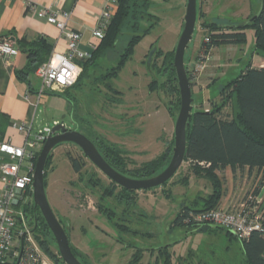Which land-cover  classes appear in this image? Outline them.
I'll list each match as a JSON object with an SVG mask.
<instances>
[{"label": "rangeland", "instance_id": "obj_1", "mask_svg": "<svg viewBox=\"0 0 264 264\" xmlns=\"http://www.w3.org/2000/svg\"><path fill=\"white\" fill-rule=\"evenodd\" d=\"M148 2V12L157 18V24L140 39L116 78L108 76L123 55L131 33H126L112 51L89 66L79 87L61 95L46 91L48 95L38 106L36 119L41 129H51L56 121L94 142L99 139L112 144L123 153L129 171L173 148L180 106L173 57L184 25L187 0ZM259 5L260 0H196V24L183 58L191 83L192 113L225 104L224 115H238L233 94L224 101L220 92L248 64L256 69L264 67V52L255 49L253 29L244 30L243 45H221L204 55L201 44L209 34L208 24L241 25L258 12ZM153 22L152 18L140 21L136 35L142 36ZM152 49L161 54L152 55L154 65L150 72L145 62ZM153 78L157 79L155 88L151 86ZM34 83L38 85L35 79ZM109 85L120 95L108 91ZM117 98L121 104H112ZM51 153L45 178L46 198L82 264H244L238 240L225 231L189 230L172 225L182 205L197 196H206L210 189L208 182L190 173L187 164L182 163L169 184L134 191L121 201L120 187H114L77 146L63 143ZM69 157L84 163L79 173L72 170ZM183 178L188 180L187 185L178 183ZM219 178L224 188L225 179L222 175ZM240 189L236 201L253 196L257 183L254 188L248 185L242 189L240 185ZM23 213L42 263L59 264L55 240L51 233L37 230L32 205L23 207ZM37 236L45 241L44 247Z\"/></svg>", "mask_w": 264, "mask_h": 264}, {"label": "trees", "instance_id": "obj_2", "mask_svg": "<svg viewBox=\"0 0 264 264\" xmlns=\"http://www.w3.org/2000/svg\"><path fill=\"white\" fill-rule=\"evenodd\" d=\"M260 2L261 8L256 19L246 25L227 26L215 23L206 24L209 34L201 44V52L204 55H208L210 50L221 45L245 44L246 35L244 30L248 28L253 29L255 49L264 52V0H260ZM148 10V0L116 1L114 15L110 20L103 38L94 50H92L89 59L78 62L81 67V72L71 89H75L81 85V81L88 75L87 71L90 65L99 58L105 57L108 51H112L117 42L126 33H131L132 36L127 42L123 55L120 57L117 66L112 70V74L108 76V78H116L121 67L131 57L133 49L140 39L146 36L154 25L157 24V18L151 15ZM146 18H152L154 22L147 27L142 36L136 35L139 29V22ZM223 30L227 31L223 32ZM15 46L18 50L21 48V45L18 43ZM26 53L28 55L26 73H35L36 69L49 59L50 46L39 40L36 44L32 43L27 47ZM156 54L160 55L161 52L157 51L155 52ZM153 65L154 63L151 62L148 69L150 72L152 71L151 67ZM188 80H190L189 77ZM156 81V78L152 79L151 86L153 88L156 86ZM108 87V91H113L116 95L119 94L110 85ZM176 91L178 92L177 87ZM230 93L233 94L238 107V115L235 118H229L228 115L223 114L222 108L225 107L224 104L220 107L212 105L211 109H197L189 119V125L186 128V152L183 163L188 165V170L195 178L205 180L209 183L211 193L206 198L201 199L202 203L200 205L199 202H195L192 206L181 208L172 222L174 227L184 226L182 220L186 217L189 210L200 212L218 206L219 199L224 190L222 188V180H220L216 173L222 172L226 167H230L231 169L247 168L249 171L256 170L258 173V181L254 195L260 193V189L264 184V67L256 69L248 64L238 77L222 88L220 92L221 100H224L225 97L227 100L230 97ZM111 102L112 104H121V100L118 98ZM90 141L110 167L118 173L132 179H146L159 174L158 172L164 166L165 162L171 158V154L169 153L172 147L167 148L161 155L141 163L138 169L129 171L125 168L123 153L118 148L115 149L112 144L103 143L99 139L96 140L97 142ZM38 154L33 159L34 164ZM51 156L52 153L48 156L45 165L44 187L47 170L51 163ZM69 159L72 170L75 173H79L84 163L76 161L71 157ZM169 181L163 185H166ZM178 183L185 185L188 183V180L183 178ZM112 184L114 187H117L114 183ZM132 192L134 191H127L120 188V196L118 198L122 201L124 198H128L129 193ZM27 205H32L35 213L34 220L37 222V230L40 233L46 231L50 234L39 210L33 206L31 201L24 203V207ZM108 217L111 218V216ZM62 227L64 228L63 225ZM203 228H208L206 229L208 231H225L212 226H203L196 230L200 231ZM225 234L227 236L232 235L227 231H225ZM36 238L38 240L39 236ZM38 242L40 246L44 247L45 241L39 239ZM238 244L244 257V264H264V221L262 222V232L254 231L249 237L238 240ZM69 246L74 256L77 257V253L70 243ZM58 262L59 264H64L60 258Z\"/></svg>", "mask_w": 264, "mask_h": 264}, {"label": "built area", "instance_id": "obj_3", "mask_svg": "<svg viewBox=\"0 0 264 264\" xmlns=\"http://www.w3.org/2000/svg\"><path fill=\"white\" fill-rule=\"evenodd\" d=\"M116 1L103 0V8L92 30L98 41L103 38L114 15ZM25 8L31 14L54 25L65 39V51L52 53L47 62L35 71L41 82L40 93L48 91L63 94L72 88L81 72L78 62L89 59L90 53L79 49L81 33L67 28L70 20L68 12L30 2L25 3ZM17 51L15 44L9 39H0V55L12 57ZM14 126L26 135V139L24 146L19 148L0 142V154L5 156L0 164V264H44L31 242V233L24 221L23 207L25 198L33 193V159L41 150L50 129L45 127L31 135L30 123ZM263 197L264 184L258 195L244 198L234 208L224 209L217 206L200 212L189 210L182 220L183 227L189 230L203 226L217 227L231 233L237 240H243L254 231L262 232Z\"/></svg>", "mask_w": 264, "mask_h": 264}, {"label": "crops", "instance_id": "obj_4", "mask_svg": "<svg viewBox=\"0 0 264 264\" xmlns=\"http://www.w3.org/2000/svg\"><path fill=\"white\" fill-rule=\"evenodd\" d=\"M26 2L68 12L70 20L67 28L81 33L79 49L85 53H91L92 47L99 43L93 36L92 30L104 3L103 0H0V39L7 38L14 44L21 45L15 56L0 55V142L18 148L24 146L26 135L14 125L30 123L31 135L41 130L36 124L38 106L46 100V95H48L46 92L40 93L41 82L36 74L26 73L27 47L41 40L50 46V56L52 53H63L66 49L65 39L60 31L54 25L47 23L44 18L28 12L25 8ZM34 79L38 82L37 86ZM70 89L65 92L67 93ZM54 124L57 122H53ZM4 160L5 156L0 154V164ZM216 175L218 177L222 175L225 179L224 192L218 202V206L224 209L234 208L242 200H235L240 194V185L242 189L248 185L254 188L258 181L257 171H249L247 168L226 167ZM228 175L231 178L230 182H228ZM238 179H240V184L237 183ZM233 180H236L235 183L238 186L234 187ZM1 188L0 182V192ZM209 188L206 196H197L181 208L192 206L195 202H199L200 205L201 199L211 193V187ZM32 196L26 197L24 203L32 201Z\"/></svg>", "mask_w": 264, "mask_h": 264}, {"label": "water", "instance_id": "obj_5", "mask_svg": "<svg viewBox=\"0 0 264 264\" xmlns=\"http://www.w3.org/2000/svg\"><path fill=\"white\" fill-rule=\"evenodd\" d=\"M260 8L261 2L258 12L243 24L246 25L253 22L256 19ZM183 20V29L179 36L173 57V67L179 90L180 106L174 124V145L172 148V155L167 167L162 172L146 179L128 178L110 167L99 154L94 144L86 136L76 131L68 130L63 124L54 125L50 129V132L41 147V150L36 158L33 172L32 203L33 206L39 210L43 221L52 234L60 259L64 264L82 263L72 253L66 232L51 211L46 198L44 187L45 165L48 156L57 145L70 143L77 146L81 150L83 156L107 179H109L116 186L127 191H146L160 187L176 174L177 170L183 163L186 152V128L189 125V119L191 118L193 109L191 86L187 77L183 58L185 50L188 47V43L192 38L196 24V0H187ZM155 51L156 49H152L148 53L146 60L147 69L150 67L151 57ZM263 206L264 203L262 207Z\"/></svg>", "mask_w": 264, "mask_h": 264}]
</instances>
